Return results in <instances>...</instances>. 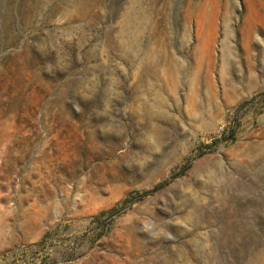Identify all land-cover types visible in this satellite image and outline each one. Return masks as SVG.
I'll list each match as a JSON object with an SVG mask.
<instances>
[{
    "label": "rangeland",
    "instance_id": "rangeland-1",
    "mask_svg": "<svg viewBox=\"0 0 264 264\" xmlns=\"http://www.w3.org/2000/svg\"><path fill=\"white\" fill-rule=\"evenodd\" d=\"M45 237L36 264H264V0H0V264Z\"/></svg>",
    "mask_w": 264,
    "mask_h": 264
},
{
    "label": "built area",
    "instance_id": "built-area-1",
    "mask_svg": "<svg viewBox=\"0 0 264 264\" xmlns=\"http://www.w3.org/2000/svg\"><path fill=\"white\" fill-rule=\"evenodd\" d=\"M249 102L250 105L252 103L253 105H255L254 107H256L257 104L260 103L259 97L253 96ZM245 108L246 107L244 106H240L227 111L221 117V120L215 127L213 133H210L207 137L203 138L200 141L199 148L204 151L216 147H221L223 144L234 141L241 133V130L246 125H248V123L253 125L254 122L251 116H249L246 120V113H244ZM47 238L48 237H45V239L38 243H35L34 245L22 247L14 255L5 256L4 261H10V258H14V256L19 259L20 257H28L29 255L34 257L36 255V257L31 261V264H36V262L38 261L41 263L43 260H45L47 253L49 252Z\"/></svg>",
    "mask_w": 264,
    "mask_h": 264
},
{
    "label": "trees",
    "instance_id": "trees-1",
    "mask_svg": "<svg viewBox=\"0 0 264 264\" xmlns=\"http://www.w3.org/2000/svg\"><path fill=\"white\" fill-rule=\"evenodd\" d=\"M117 209V207H114V210H116Z\"/></svg>",
    "mask_w": 264,
    "mask_h": 264
}]
</instances>
